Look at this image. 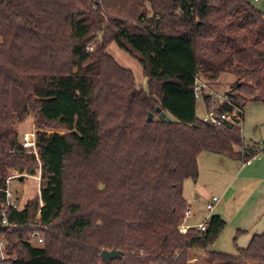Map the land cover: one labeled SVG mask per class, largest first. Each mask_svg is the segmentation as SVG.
<instances>
[{"label": "trees", "instance_id": "obj_1", "mask_svg": "<svg viewBox=\"0 0 264 264\" xmlns=\"http://www.w3.org/2000/svg\"><path fill=\"white\" fill-rule=\"evenodd\" d=\"M252 2L0 0V211L11 171L33 176L40 162L46 178L40 198L0 220L15 258L0 264H188L190 250L216 241L219 215L204 233L179 232L184 181L197 180L203 152L247 162L259 150H236L243 114L226 127L196 117L195 80L236 76L219 113L264 103V12ZM111 43L139 63L146 88L106 52ZM29 113L39 162L16 131ZM103 250L122 256L105 262ZM206 264H264V232L234 255L207 252Z\"/></svg>", "mask_w": 264, "mask_h": 264}, {"label": "crops", "instance_id": "obj_2", "mask_svg": "<svg viewBox=\"0 0 264 264\" xmlns=\"http://www.w3.org/2000/svg\"><path fill=\"white\" fill-rule=\"evenodd\" d=\"M254 146L259 153L247 162L203 152L197 158V180L184 181L183 197L190 210L185 226L196 229L207 216L210 219L213 215H219L226 223L206 251H189L188 264H206V255L210 251L228 254L231 244L236 251L237 248H245L254 235L264 232V141ZM248 147L251 146L245 148ZM242 149L236 148L237 151ZM213 196L218 201L214 204L212 215L202 218V208ZM190 220L191 223H186Z\"/></svg>", "mask_w": 264, "mask_h": 264}, {"label": "rangeland", "instance_id": "obj_3", "mask_svg": "<svg viewBox=\"0 0 264 264\" xmlns=\"http://www.w3.org/2000/svg\"><path fill=\"white\" fill-rule=\"evenodd\" d=\"M258 9L264 12V2L261 0L258 2H252ZM148 14H152L155 11V6L148 5ZM106 52L115 60V62L128 70H131L135 77V82L138 86H142L146 88V79L143 77L142 69L139 63L130 57L126 52L120 50L114 43L109 44L107 47ZM237 78L233 74L230 73H223L220 75L219 79L213 85H210V88L217 94V95H225L231 90V87L234 83H236ZM243 121L240 124L242 130V148L247 146H252L256 144H262L264 141V103L263 102H256L251 101V99H247V102L243 108ZM196 117L201 121H206L207 119V109L205 102L202 98L196 100ZM32 129H39L36 128L34 115L29 113L27 119L18 124L16 127V131L18 134V138L23 132L30 131ZM42 130V129H41ZM40 130V131H41ZM47 134L51 133H58V134H65L67 131L64 130H52V129H43ZM39 166L37 168L36 176H38ZM16 171H11L10 174L15 173ZM29 176V175H28ZM41 185L45 183L44 175H42L41 170ZM41 188V187H40ZM12 190H13V198L12 202L17 209H22L23 206L26 204L27 201L32 200L36 196L40 198L39 195V187L38 181L31 177H23V180L15 179L12 182ZM203 207V206H202ZM203 209V210H202ZM202 215L201 217L204 218L205 215L209 214L205 208H202ZM212 215V213H211ZM200 219L199 221H201ZM185 222V220H184ZM186 223H191L187 221ZM226 234V233H225ZM226 236V235H225ZM229 242V238H228ZM33 246H36L32 243ZM230 251L228 254H236V248L234 245L228 246ZM247 247V246H245ZM242 249V248H237Z\"/></svg>", "mask_w": 264, "mask_h": 264}, {"label": "built area", "instance_id": "obj_4", "mask_svg": "<svg viewBox=\"0 0 264 264\" xmlns=\"http://www.w3.org/2000/svg\"><path fill=\"white\" fill-rule=\"evenodd\" d=\"M253 2H258L260 0H252ZM97 39H94L93 42L87 47L89 51L93 49V43ZM202 90H204L206 93V96L211 98V102L208 106V111H207V119L204 122L210 123L213 126L216 127H226L230 126L233 124H240L241 123V118H242V110L238 107H234L231 112H225L222 111L220 112V107L223 105V103L226 102V98L222 95H217L206 83L202 82L198 78L195 80V88H194V96L195 99L201 98L202 95ZM38 131L36 129H32L27 132H23L20 136V144L23 149L27 150L29 153L33 154L36 158V160L39 162V156H38V150L36 147V133ZM41 170H42V165L39 162V171H38V176L33 175V176H28L26 174H20V173H13L10 174L6 180H5V187L3 188L2 192L5 195V203L0 211V220L3 224L7 222L6 220V212L7 210L12 207L16 208L13 202L11 201L13 198V190H12V182L15 179H18L20 177H31L33 179H36L38 181V187H39V195H40V187H41ZM46 180V179H45ZM46 182V181H45ZM218 201V198L216 196H213L211 198V201L208 202L205 205V210L211 214L214 210V204ZM40 208L43 207L42 201L40 200L39 202ZM190 215V210L187 208L184 212V220H186ZM184 220L182 224L179 226L178 230L181 234H185L188 231V226H185ZM209 218L208 216L204 219L203 222L198 224L196 227V230L200 233H204L207 230ZM32 243L35 245H41L43 243V237L39 234V232H33L30 235ZM12 259L15 260L14 257H9L5 251V243L3 240L0 239V262L6 259Z\"/></svg>", "mask_w": 264, "mask_h": 264}, {"label": "water", "instance_id": "obj_5", "mask_svg": "<svg viewBox=\"0 0 264 264\" xmlns=\"http://www.w3.org/2000/svg\"><path fill=\"white\" fill-rule=\"evenodd\" d=\"M156 112L159 113L160 117L165 119L166 122H170V118L167 117L164 112H161L159 108L156 109ZM152 118H153V115L149 113L147 117V122H150ZM121 256H122V253L117 250H111V251L103 250L100 253V257L105 262L113 260L115 258H120Z\"/></svg>", "mask_w": 264, "mask_h": 264}]
</instances>
